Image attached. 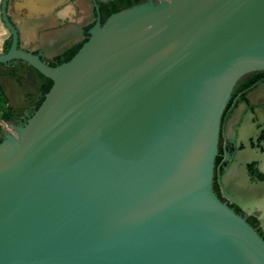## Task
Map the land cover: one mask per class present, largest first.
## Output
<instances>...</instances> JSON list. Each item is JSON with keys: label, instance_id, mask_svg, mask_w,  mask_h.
<instances>
[{"label": "water", "instance_id": "95a60500", "mask_svg": "<svg viewBox=\"0 0 264 264\" xmlns=\"http://www.w3.org/2000/svg\"><path fill=\"white\" fill-rule=\"evenodd\" d=\"M0 14L18 102L0 264H264L263 237L213 189L222 112L264 69V0H2Z\"/></svg>", "mask_w": 264, "mask_h": 264}, {"label": "flooded vegetation", "instance_id": "af4514ba", "mask_svg": "<svg viewBox=\"0 0 264 264\" xmlns=\"http://www.w3.org/2000/svg\"><path fill=\"white\" fill-rule=\"evenodd\" d=\"M0 0V4H1ZM3 27L0 55L6 54L12 35ZM5 101L0 108V140L13 132L12 109L18 104L13 90L0 79ZM11 94V97L8 95ZM15 104H12V103ZM6 114L7 117H3ZM264 69L240 76L220 119L218 147L214 160L213 189L236 213L243 216L264 239Z\"/></svg>", "mask_w": 264, "mask_h": 264}, {"label": "trees", "instance_id": "16d2710c", "mask_svg": "<svg viewBox=\"0 0 264 264\" xmlns=\"http://www.w3.org/2000/svg\"><path fill=\"white\" fill-rule=\"evenodd\" d=\"M4 101H5L4 94H3L2 91H0V108L2 107ZM1 115H2V114H0V117H2ZM3 117H7V115L4 114Z\"/></svg>", "mask_w": 264, "mask_h": 264}, {"label": "crops", "instance_id": "0c3cea01", "mask_svg": "<svg viewBox=\"0 0 264 264\" xmlns=\"http://www.w3.org/2000/svg\"><path fill=\"white\" fill-rule=\"evenodd\" d=\"M2 31H3V27H2V24H1V22H0V39H1V37H2Z\"/></svg>", "mask_w": 264, "mask_h": 264}, {"label": "rangeland", "instance_id": "374dc122", "mask_svg": "<svg viewBox=\"0 0 264 264\" xmlns=\"http://www.w3.org/2000/svg\"><path fill=\"white\" fill-rule=\"evenodd\" d=\"M0 123H2V125H5L3 122H1V118H0Z\"/></svg>", "mask_w": 264, "mask_h": 264}]
</instances>
